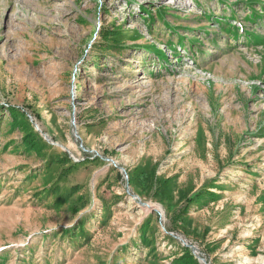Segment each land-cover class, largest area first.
<instances>
[{"label": "rangeland", "instance_id": "obj_1", "mask_svg": "<svg viewBox=\"0 0 264 264\" xmlns=\"http://www.w3.org/2000/svg\"><path fill=\"white\" fill-rule=\"evenodd\" d=\"M264 264V0H0V264Z\"/></svg>", "mask_w": 264, "mask_h": 264}, {"label": "water", "instance_id": "obj_2", "mask_svg": "<svg viewBox=\"0 0 264 264\" xmlns=\"http://www.w3.org/2000/svg\"><path fill=\"white\" fill-rule=\"evenodd\" d=\"M206 264H211V263L209 262V263H206Z\"/></svg>", "mask_w": 264, "mask_h": 264}]
</instances>
